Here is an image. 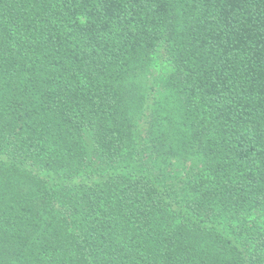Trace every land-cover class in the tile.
I'll return each mask as SVG.
<instances>
[{"label":"trees","instance_id":"obj_1","mask_svg":"<svg viewBox=\"0 0 264 264\" xmlns=\"http://www.w3.org/2000/svg\"><path fill=\"white\" fill-rule=\"evenodd\" d=\"M0 264H264V0H0Z\"/></svg>","mask_w":264,"mask_h":264},{"label":"rangeland","instance_id":"obj_2","mask_svg":"<svg viewBox=\"0 0 264 264\" xmlns=\"http://www.w3.org/2000/svg\"><path fill=\"white\" fill-rule=\"evenodd\" d=\"M172 185L171 184H168L167 187H171Z\"/></svg>","mask_w":264,"mask_h":264}]
</instances>
